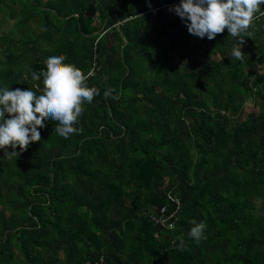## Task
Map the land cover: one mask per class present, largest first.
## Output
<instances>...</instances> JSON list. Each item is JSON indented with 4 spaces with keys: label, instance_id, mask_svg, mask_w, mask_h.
<instances>
[{
    "label": "trees",
    "instance_id": "16d2710c",
    "mask_svg": "<svg viewBox=\"0 0 264 264\" xmlns=\"http://www.w3.org/2000/svg\"><path fill=\"white\" fill-rule=\"evenodd\" d=\"M178 3L0 0V87L41 94L31 71L64 56L100 93L79 133L0 149V264H264V16L232 61L227 29L189 34Z\"/></svg>",
    "mask_w": 264,
    "mask_h": 264
},
{
    "label": "clouds",
    "instance_id": "9594fccd",
    "mask_svg": "<svg viewBox=\"0 0 264 264\" xmlns=\"http://www.w3.org/2000/svg\"><path fill=\"white\" fill-rule=\"evenodd\" d=\"M262 6L264 0H180L169 11L185 20L189 34L201 39L207 37L213 40L227 29L228 39L236 41L229 56L232 61H244L246 54L242 48L245 37L252 36L250 29L254 21L264 16ZM65 59L64 56H49L45 61L46 70L39 74L31 71V81H39L43 76L44 86L39 89L41 94H37L32 87H0L2 157L9 160L17 158L32 143L41 141V130L48 121L56 122L54 133L65 139L81 131L76 124L84 112L82 106L91 104L100 93L98 88L87 84L90 74L86 75L73 64L64 63ZM24 81H28V72H25L21 82ZM108 95L106 92L105 96ZM154 220L158 222L157 217ZM190 223L192 227L188 236L200 242L205 238L207 225L195 219ZM177 247L184 250L183 237Z\"/></svg>",
    "mask_w": 264,
    "mask_h": 264
},
{
    "label": "built area",
    "instance_id": "2783aa9c",
    "mask_svg": "<svg viewBox=\"0 0 264 264\" xmlns=\"http://www.w3.org/2000/svg\"><path fill=\"white\" fill-rule=\"evenodd\" d=\"M170 200H172L175 204H179V200L176 197L170 196ZM165 207H161L160 214L157 217V221L160 222L163 226L167 228H172L174 226L173 220H169V217L172 216V213L169 215L165 214Z\"/></svg>",
    "mask_w": 264,
    "mask_h": 264
},
{
    "label": "rangeland",
    "instance_id": "374dc122",
    "mask_svg": "<svg viewBox=\"0 0 264 264\" xmlns=\"http://www.w3.org/2000/svg\"><path fill=\"white\" fill-rule=\"evenodd\" d=\"M6 26L7 25H5V27ZM256 111H258L257 106L251 101V99H246L244 102L243 112L241 113V119H243L246 115H249V114L254 113Z\"/></svg>",
    "mask_w": 264,
    "mask_h": 264
}]
</instances>
